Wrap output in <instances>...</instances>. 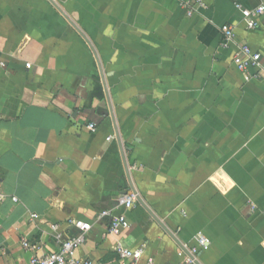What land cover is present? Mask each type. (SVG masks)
<instances>
[{
	"label": "crops",
	"instance_id": "obj_1",
	"mask_svg": "<svg viewBox=\"0 0 264 264\" xmlns=\"http://www.w3.org/2000/svg\"><path fill=\"white\" fill-rule=\"evenodd\" d=\"M203 3L0 0V264L86 223L76 257L96 264H117L116 240L139 264L193 247L196 264H264V80L234 64L241 46L264 61V14L248 29L238 8L264 0ZM104 211L125 214L118 238Z\"/></svg>",
	"mask_w": 264,
	"mask_h": 264
},
{
	"label": "built area",
	"instance_id": "obj_2",
	"mask_svg": "<svg viewBox=\"0 0 264 264\" xmlns=\"http://www.w3.org/2000/svg\"><path fill=\"white\" fill-rule=\"evenodd\" d=\"M180 5L186 9L187 16H191L196 10L203 8V0H180ZM242 13L243 20L248 29H254L256 27V18L264 14V5L260 4L253 10H246L238 6ZM221 31L223 33V47H226L234 39L233 30L228 26H222ZM236 59L234 64L239 71H246L248 68H255L256 78L264 80V61L262 55L250 51L247 46H241L238 49V53L235 55ZM29 67V65H26ZM85 129L90 132H94L96 125L91 123L85 125ZM15 201V198H12ZM138 200V194L133 191H128L117 199V206L124 210L131 209ZM36 215H31V218H35ZM111 222L107 228L106 234L114 238H118L122 231L128 229L129 223L125 217V214H119L112 217L109 211H104L100 214V217H110ZM56 230L55 226L51 227ZM90 230L89 224H80V231L78 234L60 241V235H56L57 241H60L58 248L55 252H51L42 256L32 257L27 264H96L89 259H80L76 257V249L81 245L86 237V234ZM198 246L205 247L206 239L199 237L196 239ZM113 252L117 258V264H139L143 257V248L130 249L126 247L120 240H116L113 246ZM197 248L193 247L186 253H182V259L177 264H195V254ZM144 264H155L152 257H147Z\"/></svg>",
	"mask_w": 264,
	"mask_h": 264
},
{
	"label": "water",
	"instance_id": "obj_3",
	"mask_svg": "<svg viewBox=\"0 0 264 264\" xmlns=\"http://www.w3.org/2000/svg\"><path fill=\"white\" fill-rule=\"evenodd\" d=\"M61 14L63 15L62 12H61ZM110 116H111V119H113L112 113H110ZM115 138H116L117 142H119V136H118V133H117L116 130H115ZM138 202H139V199H138ZM195 264H196V263H195Z\"/></svg>",
	"mask_w": 264,
	"mask_h": 264
}]
</instances>
